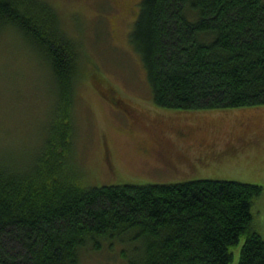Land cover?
Returning a JSON list of instances; mask_svg holds the SVG:
<instances>
[{
  "label": "trees",
  "instance_id": "1",
  "mask_svg": "<svg viewBox=\"0 0 264 264\" xmlns=\"http://www.w3.org/2000/svg\"><path fill=\"white\" fill-rule=\"evenodd\" d=\"M136 1L130 43L156 103L264 104V0ZM4 30L43 55L55 114L29 158L1 145L0 264H79L85 251H107L125 264H230L242 236L238 264H264L254 213L264 192L259 184H88L76 156L77 86L86 70L79 40L48 0H0ZM95 79L98 89L107 83Z\"/></svg>",
  "mask_w": 264,
  "mask_h": 264
},
{
  "label": "rangeland",
  "instance_id": "2",
  "mask_svg": "<svg viewBox=\"0 0 264 264\" xmlns=\"http://www.w3.org/2000/svg\"><path fill=\"white\" fill-rule=\"evenodd\" d=\"M81 45L85 75L77 86V159L88 184L238 180L264 187V104L181 108L156 103L130 43L136 0H48ZM43 55L13 30L0 34V153L34 151L55 114L54 85ZM103 77L102 89L93 83ZM101 82V81H100ZM102 83V82H101ZM105 90V94H103ZM121 98L123 106L112 102ZM14 148V149H12ZM32 155V154H31ZM29 158V157H28ZM264 235V192L254 206ZM245 240L231 246L238 264ZM125 264L107 251L83 252L79 264Z\"/></svg>",
  "mask_w": 264,
  "mask_h": 264
}]
</instances>
